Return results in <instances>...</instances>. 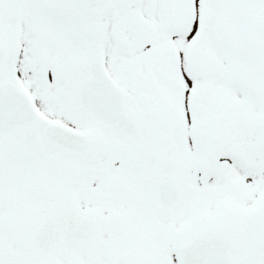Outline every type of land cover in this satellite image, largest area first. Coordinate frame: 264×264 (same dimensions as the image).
I'll list each match as a JSON object with an SVG mask.
<instances>
[{
  "label": "snow or ice",
  "instance_id": "snow-or-ice-1",
  "mask_svg": "<svg viewBox=\"0 0 264 264\" xmlns=\"http://www.w3.org/2000/svg\"><path fill=\"white\" fill-rule=\"evenodd\" d=\"M0 264H264V0H0Z\"/></svg>",
  "mask_w": 264,
  "mask_h": 264
}]
</instances>
